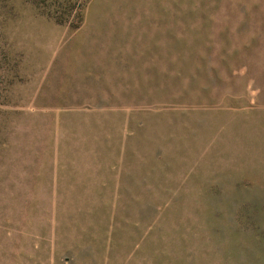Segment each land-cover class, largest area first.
I'll list each match as a JSON object with an SVG mask.
<instances>
[{
    "label": "rangeland",
    "instance_id": "obj_1",
    "mask_svg": "<svg viewBox=\"0 0 264 264\" xmlns=\"http://www.w3.org/2000/svg\"><path fill=\"white\" fill-rule=\"evenodd\" d=\"M0 264H264V0H0Z\"/></svg>",
    "mask_w": 264,
    "mask_h": 264
}]
</instances>
